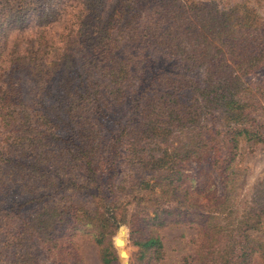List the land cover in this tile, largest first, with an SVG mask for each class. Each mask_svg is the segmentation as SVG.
Segmentation results:
<instances>
[{
  "label": "trees",
  "instance_id": "1",
  "mask_svg": "<svg viewBox=\"0 0 264 264\" xmlns=\"http://www.w3.org/2000/svg\"><path fill=\"white\" fill-rule=\"evenodd\" d=\"M223 1L0 0V264H83L78 233L117 264L120 224L151 264L168 223L194 264H264V177L232 169L264 145V2Z\"/></svg>",
  "mask_w": 264,
  "mask_h": 264
},
{
  "label": "rangeland",
  "instance_id": "2",
  "mask_svg": "<svg viewBox=\"0 0 264 264\" xmlns=\"http://www.w3.org/2000/svg\"><path fill=\"white\" fill-rule=\"evenodd\" d=\"M182 2L183 0H178ZM219 3L223 0H216ZM264 2V0H262ZM164 64H166L164 62ZM169 66V64H166ZM174 68L175 63L171 64ZM264 75V68L260 69L258 73L254 74V79L261 78ZM29 87L30 81H25L23 86ZM122 115H127L126 110ZM232 168L234 172L239 174L237 185L240 190L246 191L248 187L257 179L264 177V145L257 144L252 148L245 147L241 150V155L237 159V163ZM32 204L23 207L27 210ZM119 228V229H118ZM120 229H123L125 236L122 242L123 248L126 251L128 264H136L139 260L134 258L136 247L128 240L127 227L124 224L118 225L116 231L112 235L117 236ZM150 230L157 236L160 242V254L151 264H194L197 253V245L200 239V230L193 223H168L163 226H156ZM1 234V233H0ZM72 241L76 248V253L80 256L83 264H101L98 248L91 238L84 233H78L72 237ZM120 242H116L117 253ZM7 253V252H5ZM4 253V254H5ZM116 263L119 264L118 258ZM253 264H260L259 260L253 261Z\"/></svg>",
  "mask_w": 264,
  "mask_h": 264
},
{
  "label": "water",
  "instance_id": "3",
  "mask_svg": "<svg viewBox=\"0 0 264 264\" xmlns=\"http://www.w3.org/2000/svg\"><path fill=\"white\" fill-rule=\"evenodd\" d=\"M117 258L120 264H128L126 254L122 255L121 253L118 252Z\"/></svg>",
  "mask_w": 264,
  "mask_h": 264
}]
</instances>
